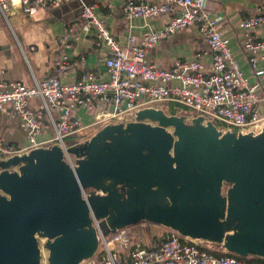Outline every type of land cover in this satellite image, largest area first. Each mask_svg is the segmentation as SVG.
<instances>
[{
	"label": "water",
	"instance_id": "obj_1",
	"mask_svg": "<svg viewBox=\"0 0 264 264\" xmlns=\"http://www.w3.org/2000/svg\"><path fill=\"white\" fill-rule=\"evenodd\" d=\"M90 5L83 3L82 6ZM0 160V264H82L100 233L148 223L237 256L264 258V127L222 132L156 108Z\"/></svg>",
	"mask_w": 264,
	"mask_h": 264
},
{
	"label": "built area",
	"instance_id": "obj_2",
	"mask_svg": "<svg viewBox=\"0 0 264 264\" xmlns=\"http://www.w3.org/2000/svg\"><path fill=\"white\" fill-rule=\"evenodd\" d=\"M65 0H19L26 14L40 8H57ZM11 0H0V14L11 9ZM98 4L83 6L82 18L94 28L98 42L107 49L105 66L108 80L93 72H85L80 80L71 84L61 82L59 76L27 86L21 82L0 81V109L11 106L28 133L29 145L25 149L60 146L68 163L74 158L66 151V139L83 126L77 116L84 110L95 117L101 127L134 121L137 112L154 108L152 104L174 102L192 111L194 118H213L258 133L264 127V12L240 24L244 33L243 48L257 78L252 83L244 74L232 48L224 35L219 20L210 14L204 0H128L124 7L125 22L133 27L138 19L167 18L159 31L142 36L130 33L128 44L122 46L107 26L105 17L98 13ZM197 27L208 45V52H198L193 59L176 60L170 68H163L147 59L149 51L161 40L179 32ZM67 39L63 47L68 46ZM210 54L211 62L205 60ZM72 59L63 53L57 60V74L72 67ZM40 101L37 111L29 108L30 99ZM192 118V120L194 119ZM55 127L54 137L39 142L49 128ZM253 126V128H250ZM78 145V144H75ZM19 152L5 147L0 140V160ZM155 247L143 246L134 240L128 228L104 236L100 233L98 253L82 264H99L98 254H104L103 264H249L237 257H221L202 249L198 242L185 239L169 229L163 230Z\"/></svg>",
	"mask_w": 264,
	"mask_h": 264
},
{
	"label": "crops",
	"instance_id": "obj_3",
	"mask_svg": "<svg viewBox=\"0 0 264 264\" xmlns=\"http://www.w3.org/2000/svg\"><path fill=\"white\" fill-rule=\"evenodd\" d=\"M127 1L65 0L57 8H40L34 14H26L19 0H11V9L6 15L0 14V81L21 82L34 86L37 82L59 76L62 83L71 84L78 82L85 72H93L108 80L105 66L108 52L99 44L94 28L87 26L83 20V3L98 4V13L105 17L108 28L122 46L128 44L130 33L142 36L148 32H156L164 28L167 22L165 17L156 20L138 19L131 28L125 22L123 13ZM160 1L162 0H151L153 3ZM204 1L210 14L219 20L224 35L231 40V48L245 76L252 83H257L243 48L244 33L240 24L264 12V0ZM65 39L67 47H63ZM200 51L208 52V45L199 28L194 27L161 40L149 51L147 60L160 67L170 68L174 61L193 59ZM63 53H66L73 63L70 69L58 75L56 63ZM205 60L211 62L210 54L205 55ZM39 103L38 99H30L29 108L37 111ZM170 108L174 109L173 106ZM77 116L83 126L66 139L68 144L84 143L101 129L95 124V117L84 110H78ZM54 135L55 127L49 124L48 130L38 140L45 143ZM0 140L5 147L18 151L19 155L28 153L25 150L29 145L28 133L21 126L20 119L11 106L0 109ZM149 230L150 237L144 240V245L150 244L164 229L151 226ZM209 247L219 250L220 246Z\"/></svg>",
	"mask_w": 264,
	"mask_h": 264
},
{
	"label": "rangeland",
	"instance_id": "obj_4",
	"mask_svg": "<svg viewBox=\"0 0 264 264\" xmlns=\"http://www.w3.org/2000/svg\"><path fill=\"white\" fill-rule=\"evenodd\" d=\"M154 104H152L151 106H153ZM165 106V105H164ZM182 109H183V115H184V117H185V120H186V122L188 123V124H190L191 123V121H192V118H194L193 116L195 115L192 111H190V110H187L185 107H182ZM169 113H172V108H170V109H168L167 110ZM218 127V129L219 130H221L222 132H224V133H226V132H229V131H231V132H236L237 134H239V132L240 131H242V130H249V128H237V127H233V126H229V125H227V124H222V125H219V126H217ZM100 128H102V127H100L99 126V129ZM251 133H256L255 131H252ZM68 142V141H67ZM71 144V143H70ZM75 144H77V143H74V144H71V145H75ZM82 144V143H81ZM132 230V229H131ZM130 230V231H131ZM133 233L135 234L136 233V235L138 236V238L139 239H136V240H134L133 242H134V244H135V242H137V243H143L144 242V240H146V238H148L149 239V237H150V230H148L147 229V226L146 225H144V224H141L140 226H139V229H136V231H134V232H132L131 231V234L133 235ZM45 242H46V240H44V239H41L40 240V244H41V247H42V251H43V261H42V264H48V260H47V258H48V254H49V252H48V250L44 247V244H45ZM146 242V241H145Z\"/></svg>",
	"mask_w": 264,
	"mask_h": 264
},
{
	"label": "trees",
	"instance_id": "obj_5",
	"mask_svg": "<svg viewBox=\"0 0 264 264\" xmlns=\"http://www.w3.org/2000/svg\"><path fill=\"white\" fill-rule=\"evenodd\" d=\"M173 115H182L184 112H183V109L182 110H173L172 111ZM144 225L147 226V229L149 230V228L151 226H155V225H152V224H148V223H142ZM141 224L139 225H136V226H132V227H128L129 230H131L132 232L136 231V229H138V227L140 226ZM164 230L165 228L162 227ZM134 234V233H133ZM136 234V233H135ZM163 240V238L161 240L158 239V237L156 238H153L152 242L148 245H144L143 243V246H147L149 248H152V247H155V245L158 243V242H161ZM181 240L185 242V238L181 237ZM213 245L214 247L216 246L215 244H210V243H199L200 247L202 249H206L207 251H209L210 253H213V254H216L218 256H221V257H225V256H232V257H237L239 259H242V260H245L246 262H248L249 264H264V258H261V257H247V258H243V257H240V256H237L235 254H231V253H226L223 251L222 248L219 247V250L218 248H212V247H209V245ZM218 246V245H217ZM98 257H99V264H103V257H104V254L102 252H100L98 254Z\"/></svg>",
	"mask_w": 264,
	"mask_h": 264
},
{
	"label": "bare ground",
	"instance_id": "obj_6",
	"mask_svg": "<svg viewBox=\"0 0 264 264\" xmlns=\"http://www.w3.org/2000/svg\"><path fill=\"white\" fill-rule=\"evenodd\" d=\"M164 105H168V107H165ZM173 106V110H182V105L174 103V102H162V103H156L153 105L154 108L158 109V110H162L165 114H167L168 116H178V117H183L184 115H173V113H169L167 110L170 109V107ZM172 110V111H173ZM205 120V119H204ZM208 122L213 123L216 126L222 125L224 124L222 121L219 120H215L213 118H206L205 120V124H207ZM250 128H253V126H251ZM252 130H242L239 132V134H251Z\"/></svg>",
	"mask_w": 264,
	"mask_h": 264
}]
</instances>
